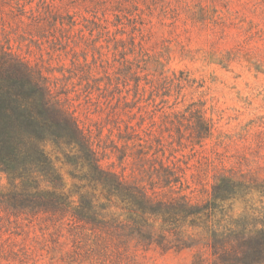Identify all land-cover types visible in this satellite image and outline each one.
<instances>
[{
    "label": "rangeland",
    "instance_id": "obj_1",
    "mask_svg": "<svg viewBox=\"0 0 264 264\" xmlns=\"http://www.w3.org/2000/svg\"><path fill=\"white\" fill-rule=\"evenodd\" d=\"M127 1L0 0L1 47L41 69L141 204L82 172L72 192L99 223L0 203V264H241L215 244L264 227V0Z\"/></svg>",
    "mask_w": 264,
    "mask_h": 264
},
{
    "label": "trees",
    "instance_id": "obj_2",
    "mask_svg": "<svg viewBox=\"0 0 264 264\" xmlns=\"http://www.w3.org/2000/svg\"><path fill=\"white\" fill-rule=\"evenodd\" d=\"M148 1L160 5L164 0ZM102 3L103 0H88L95 10ZM117 3L121 7L127 3L133 8L138 5L127 0ZM160 69L163 73V66ZM55 89L40 68L0 44V174L7 188L0 194V203L15 211L28 209L29 213L52 217L67 213L78 222L99 223L94 215L95 200L87 201L72 192L75 173L82 172L85 178L98 182L105 176L114 179L116 190L122 187L132 205L140 206L134 197L137 188L102 169L99 141L80 124ZM199 127L205 132L200 134V140L209 136L210 125L205 119L201 118ZM59 162L66 167L70 184L57 166ZM213 249L222 261L264 264V227L241 234L239 240L227 246L215 244Z\"/></svg>",
    "mask_w": 264,
    "mask_h": 264
}]
</instances>
